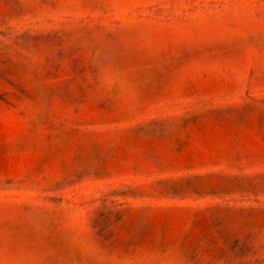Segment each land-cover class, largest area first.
<instances>
[{
	"label": "rangeland",
	"instance_id": "rangeland-1",
	"mask_svg": "<svg viewBox=\"0 0 264 264\" xmlns=\"http://www.w3.org/2000/svg\"><path fill=\"white\" fill-rule=\"evenodd\" d=\"M0 264H264V0H0Z\"/></svg>",
	"mask_w": 264,
	"mask_h": 264
}]
</instances>
